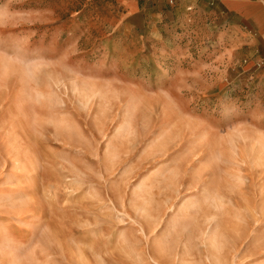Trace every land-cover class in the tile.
<instances>
[{
  "label": "rangeland",
  "instance_id": "374dc122",
  "mask_svg": "<svg viewBox=\"0 0 264 264\" xmlns=\"http://www.w3.org/2000/svg\"><path fill=\"white\" fill-rule=\"evenodd\" d=\"M120 15L0 0V264H264V107Z\"/></svg>",
  "mask_w": 264,
  "mask_h": 264
},
{
  "label": "crops",
  "instance_id": "0c3cea01",
  "mask_svg": "<svg viewBox=\"0 0 264 264\" xmlns=\"http://www.w3.org/2000/svg\"><path fill=\"white\" fill-rule=\"evenodd\" d=\"M110 1L125 38H140L153 63L203 82L196 94L234 91L264 107V0Z\"/></svg>",
  "mask_w": 264,
  "mask_h": 264
}]
</instances>
